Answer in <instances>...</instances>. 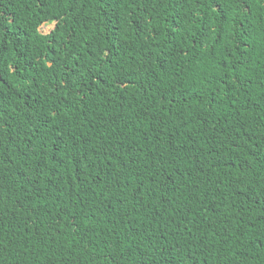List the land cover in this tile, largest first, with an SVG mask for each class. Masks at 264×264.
<instances>
[{"label": "trees", "instance_id": "1", "mask_svg": "<svg viewBox=\"0 0 264 264\" xmlns=\"http://www.w3.org/2000/svg\"><path fill=\"white\" fill-rule=\"evenodd\" d=\"M0 264H264V0H0Z\"/></svg>", "mask_w": 264, "mask_h": 264}, {"label": "rangeland", "instance_id": "2", "mask_svg": "<svg viewBox=\"0 0 264 264\" xmlns=\"http://www.w3.org/2000/svg\"><path fill=\"white\" fill-rule=\"evenodd\" d=\"M54 28V24H45L40 27L42 34H48Z\"/></svg>", "mask_w": 264, "mask_h": 264}]
</instances>
